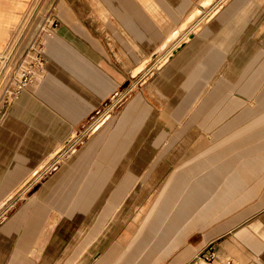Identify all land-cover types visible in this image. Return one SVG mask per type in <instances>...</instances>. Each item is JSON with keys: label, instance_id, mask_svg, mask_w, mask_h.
<instances>
[{"label": "crops", "instance_id": "1", "mask_svg": "<svg viewBox=\"0 0 264 264\" xmlns=\"http://www.w3.org/2000/svg\"><path fill=\"white\" fill-rule=\"evenodd\" d=\"M34 1L0 0V77ZM202 1L50 13L0 112V264H264V0H214L165 49Z\"/></svg>", "mask_w": 264, "mask_h": 264}, {"label": "rangeland", "instance_id": "2", "mask_svg": "<svg viewBox=\"0 0 264 264\" xmlns=\"http://www.w3.org/2000/svg\"><path fill=\"white\" fill-rule=\"evenodd\" d=\"M56 2L57 0H35L33 2L32 5H34L35 3L36 5L32 11V15H31L32 17L30 16L31 19L29 22L30 24L28 26L29 28L27 29L26 32L22 33L19 39L20 48H18L16 56L12 59L11 62L7 64L2 76L0 77V112L10 99V96H9L10 92L9 93L6 92L7 91L6 89L10 86L9 83H11V77L15 69L18 67V64L24 57L26 51L30 49L29 47L31 46L32 41H34L35 34L38 33L39 27L42 26L46 18L48 17L53 18L52 16L50 17L51 12H53V14L55 15H58L60 18L63 16L68 17L70 13L71 15L74 13L75 8L73 6L67 5V3L70 4V0H63L61 3V6L57 5V7L54 10H52L51 8L56 6ZM32 30H33V33H32ZM23 38L27 40L26 44L24 43L21 44V41L23 40Z\"/></svg>", "mask_w": 264, "mask_h": 264}, {"label": "built area", "instance_id": "3", "mask_svg": "<svg viewBox=\"0 0 264 264\" xmlns=\"http://www.w3.org/2000/svg\"><path fill=\"white\" fill-rule=\"evenodd\" d=\"M56 25V22L52 18H46L42 26H40L34 41H32L29 47L30 49L26 51L24 57L18 64V67L11 77L10 86L6 89V92H10V98L16 96L25 89L27 85L40 80L43 76L45 59L43 57L42 44L38 43V40L42 33L50 36ZM205 259L209 260V256H206Z\"/></svg>", "mask_w": 264, "mask_h": 264}, {"label": "bare ground", "instance_id": "4", "mask_svg": "<svg viewBox=\"0 0 264 264\" xmlns=\"http://www.w3.org/2000/svg\"><path fill=\"white\" fill-rule=\"evenodd\" d=\"M214 0H203L198 6L197 8L192 12V14H190V16L185 20V22L179 27V29L175 32H173L169 38L166 40V42L162 45L166 47L171 43L173 42L176 38L179 37V34L181 32H184L188 26L197 18L199 17L201 14H203L205 12L206 9H208L209 7L212 6ZM195 33H190L188 36H187V40H190L193 35ZM178 48H176L175 50H172L168 56L163 60V63H165L172 55L173 53L177 50ZM165 50H163L161 47H159L155 52L154 54L150 57V59H148L147 61H145L143 64L139 65L134 71H133V74H137L138 72H140L141 70L143 71L145 67H147L148 64H150L151 61L155 60L156 58H158V56ZM9 54V53H8ZM6 57V56H5Z\"/></svg>", "mask_w": 264, "mask_h": 264}]
</instances>
